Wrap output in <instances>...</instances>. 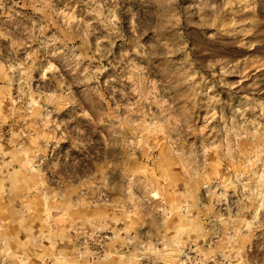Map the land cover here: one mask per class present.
I'll return each mask as SVG.
<instances>
[{
    "label": "rangeland",
    "instance_id": "374dc122",
    "mask_svg": "<svg viewBox=\"0 0 264 264\" xmlns=\"http://www.w3.org/2000/svg\"><path fill=\"white\" fill-rule=\"evenodd\" d=\"M0 264H264V0H0Z\"/></svg>",
    "mask_w": 264,
    "mask_h": 264
}]
</instances>
